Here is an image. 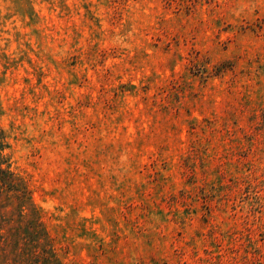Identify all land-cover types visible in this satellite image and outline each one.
Instances as JSON below:
<instances>
[{
    "label": "rangeland",
    "instance_id": "obj_1",
    "mask_svg": "<svg viewBox=\"0 0 264 264\" xmlns=\"http://www.w3.org/2000/svg\"><path fill=\"white\" fill-rule=\"evenodd\" d=\"M0 264H264V0H0Z\"/></svg>",
    "mask_w": 264,
    "mask_h": 264
},
{
    "label": "trees",
    "instance_id": "obj_2",
    "mask_svg": "<svg viewBox=\"0 0 264 264\" xmlns=\"http://www.w3.org/2000/svg\"><path fill=\"white\" fill-rule=\"evenodd\" d=\"M0 150H2V145H0ZM7 163L3 160L0 155V195L5 193L6 190L14 191L16 198L20 201H25L28 198V192L24 186L16 181L13 174L9 171V166L3 168V165Z\"/></svg>",
    "mask_w": 264,
    "mask_h": 264
}]
</instances>
